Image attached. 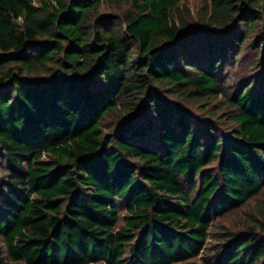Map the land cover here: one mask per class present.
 <instances>
[{
  "label": "trees",
  "instance_id": "obj_1",
  "mask_svg": "<svg viewBox=\"0 0 264 264\" xmlns=\"http://www.w3.org/2000/svg\"><path fill=\"white\" fill-rule=\"evenodd\" d=\"M186 2L0 0V264H197L264 189V0Z\"/></svg>",
  "mask_w": 264,
  "mask_h": 264
},
{
  "label": "rangeland",
  "instance_id": "obj_2",
  "mask_svg": "<svg viewBox=\"0 0 264 264\" xmlns=\"http://www.w3.org/2000/svg\"><path fill=\"white\" fill-rule=\"evenodd\" d=\"M186 5L188 6V8L191 9V11L194 13L195 16L204 7L203 0H187ZM104 16H107L105 8L102 9V17ZM263 33H264V28H263ZM258 54L259 53L257 52V49H255L252 45L251 46L249 45L246 49H244L242 53V62L240 64V67L231 69L228 72L230 78L231 79L237 78L242 68L251 71V69L254 67L253 65V62L255 60L254 58ZM229 83H231L230 85H234L235 81H231ZM193 109H194L193 112L198 117L205 114L207 115L208 112L207 110L205 111L202 109H196V107H194ZM2 180H3V175L0 173V191L2 190L1 187ZM255 221H259L261 225L264 226V189H262V191L256 198L249 201L241 209L237 211H232L229 214H227L225 217L219 218L218 220L214 221V223L212 224L213 226L209 229L206 251L200 257L195 259V262L197 264H203L204 258L207 256H211L214 252V249L218 248L219 241L216 240L215 236L216 234L222 232V227L234 233H240L246 229L244 227L245 224H251L253 222L255 223ZM256 230L264 235V230L262 229H256ZM0 248L5 253L6 256V245L1 236H0ZM10 264H15V263H10ZM16 264H21V263H16Z\"/></svg>",
  "mask_w": 264,
  "mask_h": 264
}]
</instances>
